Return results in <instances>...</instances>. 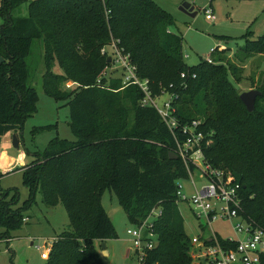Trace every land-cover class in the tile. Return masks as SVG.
I'll list each match as a JSON object with an SVG mask.
<instances>
[{"label":"trees","instance_id":"16d2710c","mask_svg":"<svg viewBox=\"0 0 264 264\" xmlns=\"http://www.w3.org/2000/svg\"><path fill=\"white\" fill-rule=\"evenodd\" d=\"M23 6L21 15L17 10ZM171 24V14L153 0H0V137L15 132L21 137L36 110L28 63L35 45L43 92L69 106L76 137L54 138L31 154L21 171L28 190L24 205L13 209L17 190L0 189V240L22 227L39 192L45 206L60 203L69 220L44 264H100V244L116 238L101 204L108 191L131 224L140 226L154 210L160 212L152 222L154 247L145 250L140 264H193L176 195L177 182L188 173L169 156L175 149L171 132L154 108L141 105L135 85L123 86L116 77L96 84L110 66L112 43L129 55L152 96H176L171 105L180 124L201 122L211 140L203 148L205 161L239 184L243 216L264 231V84L248 112L235 86L240 77L222 57L226 51L216 49L211 63L188 66L182 36L169 31ZM242 50L264 55V35L246 40Z\"/></svg>","mask_w":264,"mask_h":264},{"label":"rangeland","instance_id":"374dc122","mask_svg":"<svg viewBox=\"0 0 264 264\" xmlns=\"http://www.w3.org/2000/svg\"><path fill=\"white\" fill-rule=\"evenodd\" d=\"M153 1L173 17L174 24L169 26V31L182 36V53L186 65L192 66L207 60L211 49L225 50L226 54L222 56L224 61H230L236 69V75L240 77L239 82L235 84L239 95L252 89L262 90L264 55L251 52L244 55L242 49L245 48L246 40L254 41L264 35V0H212V11L215 16L213 21L206 20L202 10L208 5L209 0H193L196 12L193 18L178 10L181 3L179 0ZM17 11L23 15L25 7ZM217 55L218 52L213 53L211 57L214 59ZM28 63L30 84L35 89L37 101L36 110L25 120L20 137L19 150L23 151L25 163L23 164L22 160L16 163L18 151L11 146V134L5 135L0 144V189L17 190L19 202L13 209L21 207L28 199V190L22 185L20 171L32 161L31 154L44 151L49 141L54 138L68 142L76 140L70 127L69 106L64 102L55 101L43 92L41 76L44 69L38 45L33 48ZM112 67L114 69L108 70L106 78H121L123 71L117 66ZM54 72L60 73L57 68ZM159 96L158 106H161L168 96L166 94ZM3 151L6 153L5 158L2 155ZM191 179L197 189L206 185L199 170L194 169L187 179L177 182L179 192L183 196L191 197L195 193ZM101 204L113 223L116 238L107 241L105 252L99 248L100 264H139V253L136 251L134 240L127 234V230H136L138 226L127 221L123 209L112 193L105 191ZM177 205L183 217L187 236L190 238L203 233L200 223L190 212L191 205L184 200L179 201ZM158 211L156 209L152 213L147 220L148 223L155 221ZM68 223L67 214L60 203L54 207H47L42 203L40 193L36 192L33 202L23 214L22 227L11 231L9 240H0V264H44L45 260L41 259L42 250L37 247L44 246L46 239L55 238L60 232L67 230ZM232 225L233 221L217 219L210 227L205 226L203 229H212L222 238H235ZM2 232L0 228V234ZM145 243L144 240L141 241V249L145 247ZM197 253L198 249L190 247L191 256Z\"/></svg>","mask_w":264,"mask_h":264},{"label":"built area","instance_id":"2783aa9c","mask_svg":"<svg viewBox=\"0 0 264 264\" xmlns=\"http://www.w3.org/2000/svg\"><path fill=\"white\" fill-rule=\"evenodd\" d=\"M211 1L209 0L208 5L202 9L205 19L208 21L215 19ZM190 2L193 4V0ZM110 48V66L104 68L98 75L96 84H100L101 80L106 78L109 69H114L112 65L119 67L123 71L122 85H135L143 95L141 105L154 108L171 132L175 142V149L172 152L183 163L188 176L194 169H198L201 177L206 181V185L197 189L195 182L191 179L195 190L191 197L183 196L179 192V185L176 193L177 204L184 200L192 206V208L189 207L190 212L200 223V229L203 231L198 236L189 238V246L198 249L196 255H190L193 264L195 262L196 264H262L264 231L243 216L239 184L229 174L211 167L205 161L203 148L210 145L211 140L205 138L200 128L201 122L192 121L187 124H180L171 105L176 96L161 92L160 94H166L168 97L161 106H158L160 94L152 96L149 82L138 77L136 67L132 64L129 55L119 49L115 43H112ZM215 50H210V56ZM217 50L220 51V49ZM101 54L105 55V49H101ZM210 56L205 60L208 63L212 62ZM180 78L184 80L187 77L182 73ZM191 78L194 79L195 75L193 74ZM178 135L183 138L179 139ZM158 215L160 212L156 214V217ZM217 219L233 221L232 230L236 237L222 238L212 229H203L205 226L210 227ZM147 220L138 226V229L127 230V234L133 238L136 251L139 253V264L143 259L145 250H151L155 242L152 222L148 223ZM219 238L224 240V245ZM55 240H45L44 246L37 247L42 250L41 259L46 260L48 258ZM142 240L146 242L143 249H141ZM232 244L235 245L234 249L229 248Z\"/></svg>","mask_w":264,"mask_h":264},{"label":"water","instance_id":"95a60500","mask_svg":"<svg viewBox=\"0 0 264 264\" xmlns=\"http://www.w3.org/2000/svg\"><path fill=\"white\" fill-rule=\"evenodd\" d=\"M178 10L184 15L191 17V18L195 17L196 15L194 5L188 0L182 1L178 7ZM110 61H111V58L108 57L107 63H110ZM261 95L262 93L260 91L252 89L250 91L241 93L239 95V99L245 106L246 110L251 113L254 110V103H255L256 98ZM1 139L2 138L0 137V144H1ZM11 146L15 150L17 151L19 150V147H20V134L19 133L17 132L11 133ZM169 156L171 159H177V156L173 152H169ZM100 248L103 252H105L104 250L106 249V244L101 243Z\"/></svg>","mask_w":264,"mask_h":264},{"label":"crops","instance_id":"0c3cea01","mask_svg":"<svg viewBox=\"0 0 264 264\" xmlns=\"http://www.w3.org/2000/svg\"><path fill=\"white\" fill-rule=\"evenodd\" d=\"M179 1H180V0H179ZM180 2H181V1H180ZM2 138H4V137H2ZM17 154H18L17 157H18L19 159H18V158L16 159V163L18 164V161L22 160V161H23V164H24L25 162H24V160H23V158H24V157H23V155H24V154H23V151H22V150H18V153H17ZM2 155H3V158L6 157V153H5V151L2 152ZM11 161H14V160L11 159ZM11 161H10V162H11ZM20 172H21V171H20ZM51 239H55V238H51ZM51 239H46V240H51ZM100 249H101V248H100Z\"/></svg>","mask_w":264,"mask_h":264}]
</instances>
